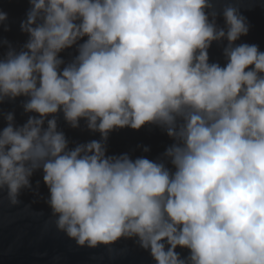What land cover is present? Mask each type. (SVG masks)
<instances>
[{
  "label": "clouds",
  "instance_id": "clouds-1",
  "mask_svg": "<svg viewBox=\"0 0 264 264\" xmlns=\"http://www.w3.org/2000/svg\"><path fill=\"white\" fill-rule=\"evenodd\" d=\"M29 3L27 42L4 41L0 58V103L26 97L36 114L17 125L4 113L10 205L42 170L55 227L81 247L126 238L156 264H264V51L236 43L249 32L239 0L220 11L213 0ZM224 41L225 65L210 63ZM61 112L100 140L70 148ZM147 124L174 141L160 158L107 154L110 132Z\"/></svg>",
  "mask_w": 264,
  "mask_h": 264
},
{
  "label": "water",
  "instance_id": "water-1",
  "mask_svg": "<svg viewBox=\"0 0 264 264\" xmlns=\"http://www.w3.org/2000/svg\"><path fill=\"white\" fill-rule=\"evenodd\" d=\"M213 2L220 11L231 0ZM239 6L247 18L249 32L236 43L255 44L264 51V0H239ZM29 8V0H0V11L8 16L6 24H0V58L8 51L4 41L17 51L27 42L29 37L21 30V22L26 19ZM218 24L224 26L222 15ZM226 45L227 41L213 42L209 49L210 63L225 65L223 48ZM76 54L73 47L60 56L67 63ZM26 99L18 97L14 101L0 103V130L7 124L4 113H14L17 125L25 123L29 115H36L24 112L22 102ZM58 128L65 133L70 148L101 138L100 133L87 129L84 120L80 121L79 128H72L64 120L62 112L58 115ZM173 142L155 125L147 124L139 130L125 127L109 133L107 154L128 153L133 159L143 156L155 161ZM145 147L148 152L143 150ZM31 182L32 189L22 190L20 203L16 206L10 205L6 192L0 191V264H156L150 251L140 247L134 239L121 238L114 244H101L95 248L77 245L75 240L55 227L52 210L46 202L49 190L43 181L42 170L34 173ZM177 252L182 257L189 254V250L183 248H177Z\"/></svg>",
  "mask_w": 264,
  "mask_h": 264
}]
</instances>
